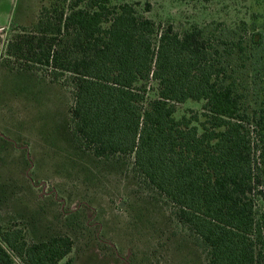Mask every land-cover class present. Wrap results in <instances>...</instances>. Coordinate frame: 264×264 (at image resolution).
I'll list each match as a JSON object with an SVG mask.
<instances>
[{"label":"trees","instance_id":"trees-1","mask_svg":"<svg viewBox=\"0 0 264 264\" xmlns=\"http://www.w3.org/2000/svg\"><path fill=\"white\" fill-rule=\"evenodd\" d=\"M46 1L6 56L23 62L29 86L58 87L40 131L63 172L138 186L141 204L125 195L134 219L153 209L172 264H264V25L252 15L180 33L121 0ZM186 102L199 110L178 115ZM25 183L32 190L33 172ZM9 185L0 177V264H58L85 206L59 214L69 232L43 225V205L2 219Z\"/></svg>","mask_w":264,"mask_h":264},{"label":"rangeland","instance_id":"rangeland-1","mask_svg":"<svg viewBox=\"0 0 264 264\" xmlns=\"http://www.w3.org/2000/svg\"><path fill=\"white\" fill-rule=\"evenodd\" d=\"M135 4L139 15L157 26L171 24L180 33L193 25L214 23L228 24L234 20L249 23L255 15L257 23L264 25V0H214L203 3L198 0H121ZM48 4L46 0H0V139L10 142L15 150L0 153V177L12 186L14 204L3 208L2 219L12 217V207L38 210L43 225L54 232H69L61 223L59 214L68 209L74 211L85 206L80 214L79 228L74 232L71 253L58 264H129L135 257L138 264H172L170 242L161 236L152 212L145 211L141 223L134 219L130 200L136 204L145 199L139 196V187L124 185L119 176L93 171L90 181L74 170L63 172L58 154L49 150L41 134L43 114L58 108L48 103L58 92L55 84L33 88L23 74V62L6 56L8 40L13 30L36 29L39 12ZM145 5L148 9H145ZM27 74H30L26 72ZM42 77L43 72H31ZM40 73V74H39ZM50 78L49 76L47 77ZM41 79V78H40ZM45 80V82L48 81ZM40 81H43L42 79ZM47 91L46 93H44ZM35 94V96H33ZM28 95L30 97H28ZM200 104L186 102L177 106V114L187 110H199ZM2 144L0 143V146ZM34 173L36 184L27 189L29 174ZM32 185V183H30ZM140 202H138V201ZM79 207V208H78ZM2 212V211H1ZM8 212V213H7ZM165 225V220H161Z\"/></svg>","mask_w":264,"mask_h":264}]
</instances>
